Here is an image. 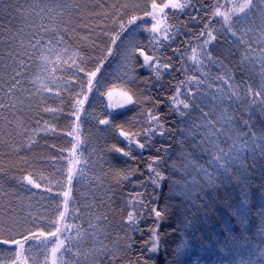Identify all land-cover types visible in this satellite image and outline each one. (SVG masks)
Listing matches in <instances>:
<instances>
[{"label": "trees", "instance_id": "obj_1", "mask_svg": "<svg viewBox=\"0 0 264 264\" xmlns=\"http://www.w3.org/2000/svg\"><path fill=\"white\" fill-rule=\"evenodd\" d=\"M19 1L21 16L34 22L27 21L25 36L19 31L4 37L0 52V264H16L7 244L24 239L31 240L24 249L26 264H48L55 241L43 239L56 233L63 214L58 193L65 187L78 242L71 259L62 243L58 264L64 255L68 264H264V55L253 69L228 45L219 46L211 68L198 74L185 67L190 40L153 48L156 71L144 69L133 54L125 76L93 86L79 124L85 173L69 185L74 114L88 95L87 76L103 62L104 72L111 69L119 51L107 54L119 33L133 38L136 52L148 50L143 23L131 24L133 16L167 0ZM62 15L64 33H53L49 18ZM9 18L0 21L7 25ZM34 76L48 78L35 99ZM113 83L135 104L118 114L105 103ZM174 93L185 104L178 115ZM28 105L31 110L19 111ZM147 112L161 133H144ZM120 134L140 136L128 146ZM138 200L141 214L144 208L162 213L155 216L156 255L143 222L131 228L127 222L130 203Z\"/></svg>", "mask_w": 264, "mask_h": 264}, {"label": "rangeland", "instance_id": "obj_2", "mask_svg": "<svg viewBox=\"0 0 264 264\" xmlns=\"http://www.w3.org/2000/svg\"><path fill=\"white\" fill-rule=\"evenodd\" d=\"M12 1L13 0H0V20L1 16L7 15L10 17L9 20H11V23L7 25H4V23L0 21V52L4 46H6L5 44L3 46V42L5 41L3 40L4 37L10 38L12 32L15 33L13 34V36H15L16 33H19V31L20 34L25 36V29L28 27L26 23L29 22L33 24L34 22L33 18L30 21L27 20L28 22L26 21V19L29 18V15L27 17L21 16V13L24 11V7L20 8L21 4L23 3L22 1ZM208 2L209 3L205 4L206 6L203 5L202 7L198 0H167L163 5H153L148 9V11H144L143 13L133 16L131 24L136 25L137 23H143V31L148 35L150 45L146 51L136 52L134 50V42L132 41L133 38H131L130 35L128 36V34H125V32L121 34L119 33L116 38L113 39L107 56H109L111 53L113 54L114 51H119L117 52V60L114 64H112L110 70L106 69L104 72L103 65L105 64H103V62L93 73L87 76L88 95H86V97L78 103V108L74 114L75 131L71 137L73 146L72 150L68 154L69 185L78 180L80 176L83 177L85 173L84 163L81 161L79 155L81 148L79 124L81 118L83 117L84 109L87 106L93 86L95 83L102 85L100 82L104 81L107 77L114 78L117 76H125L128 73L127 68L129 67V65L126 67V64H128L133 54L139 58V61L141 62L144 69H148L150 66H152V69L155 71L160 70L159 62L153 58V48L161 50L163 47H165V49H167V47L175 46L177 42L179 43V38H181L191 41L189 46L187 43L185 44V48L188 49L186 53V58L188 60L185 63V67L189 66L198 74H203L205 70H207L209 67L211 68L213 55L215 53L214 51H216V49L218 50L219 46L225 48L226 45H228L227 50H231L232 53L235 54V57L237 56L240 58L246 66H250L253 69H257V67H259V61L264 55V0H208ZM67 15L69 16L68 18H70L71 14L68 13ZM60 17L61 18H49L51 26L56 29L55 30L53 28V33L55 31L57 32V30L64 33L63 25L65 22L67 23V16L64 17L62 15ZM200 18L209 19L205 23L203 21L198 24V19ZM189 21L190 23L188 24ZM35 26L37 27V25ZM218 43L220 45H218ZM234 44H236V47H234ZM11 50L13 51L14 49L11 48ZM22 56L23 55H21V57ZM1 63H3L2 60H0V65ZM58 63L62 65L61 62ZM39 64L41 65L40 62ZM12 66L16 69L15 64L10 65V67ZM2 67L3 66H0V68ZM5 68H7L6 72L10 73L8 70L9 67L6 66ZM162 69L165 70V67ZM2 74L7 75L4 72ZM10 77L15 78V74H11ZM47 79L44 81L39 76H34L30 80V93L33 95L32 98L43 92L42 90L46 87L44 83L47 82ZM192 83L193 81L190 80V83H188L189 87L191 86L192 88H195L196 86ZM10 90L11 89H7L8 92L5 93V96H10ZM184 92L188 95L190 94L191 97L194 95V92L189 93L187 90ZM16 100L17 99L15 95L13 96V104L16 102ZM19 103L20 102L18 101L17 106L14 107L17 108L20 106ZM105 103L108 111L111 114L121 113L122 111L135 105L130 95L127 94L122 86H118L115 83L107 87ZM171 103L172 107L174 108L175 115L179 114V110L185 111V104L183 103L182 97L179 95V93H174ZM20 108L21 109L19 111H22L23 114L28 109L31 110L30 105L26 106L25 111L22 110V106ZM144 114H146L149 119L148 122H150L149 128H147L144 133L147 132L146 134H153L155 133V130H157V133H161L162 130L157 127L158 125L155 122L153 116H149L148 112ZM182 117L186 123V127H188L187 116L183 114ZM15 133L17 134L18 132ZM139 136L140 134H120V138L128 146L133 144V142H135ZM186 138H188L186 145H190L193 134H191V137H188L187 135ZM204 142L205 145L208 146L206 141ZM5 145H2V148L5 147ZM11 146V144L8 145V150H11ZM200 147L201 145L197 146V148ZM60 191L61 192L58 193V197L61 200V207L63 210L61 213L63 214H61L62 216H60L58 221L55 223L57 227V229H55L56 233L53 236L43 239L55 241L54 249L48 257V264H58L63 242L67 247L66 252L71 259L75 255L73 252H71V249L75 248L77 245L74 246V244L78 242V233L75 235L76 229H73L71 224L72 214L71 211H69L71 196L66 187L65 189L61 188ZM141 209L142 208L139 204V200L138 202L131 201L127 222L130 228L135 224L137 225L138 223L143 222V227L146 229V233L144 231L142 233L144 237H147L148 239L147 243L149 244V249L154 246V243L157 244L156 251H150L151 254L156 255L160 246L158 237V221L155 219L156 215L151 209L148 208L147 210L144 208L143 214H141ZM139 214L142 216L144 215L145 218ZM148 220H154V224L152 223L148 225L146 223ZM60 236H62V238ZM154 237H157V239L154 240ZM30 241V239H24L18 242L7 244L8 247L14 249L16 252V264H26L24 258V249L27 243ZM68 256L64 255V259L61 261L62 264H68Z\"/></svg>", "mask_w": 264, "mask_h": 264}, {"label": "snow or ice", "instance_id": "obj_3", "mask_svg": "<svg viewBox=\"0 0 264 264\" xmlns=\"http://www.w3.org/2000/svg\"><path fill=\"white\" fill-rule=\"evenodd\" d=\"M162 213L160 211H156V217L160 218ZM157 237H154V240H156ZM157 244L154 243V246L150 249V251H156Z\"/></svg>", "mask_w": 264, "mask_h": 264}]
</instances>
